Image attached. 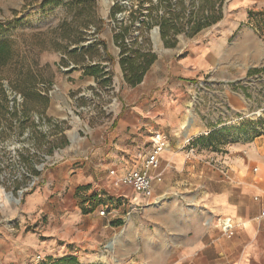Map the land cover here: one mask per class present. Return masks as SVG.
<instances>
[{
    "label": "crops",
    "instance_id": "crops-1",
    "mask_svg": "<svg viewBox=\"0 0 264 264\" xmlns=\"http://www.w3.org/2000/svg\"><path fill=\"white\" fill-rule=\"evenodd\" d=\"M261 8L264 0H227L217 35L209 30V39L157 57L112 117L86 130L24 196L17 211L43 223L0 233V264H38L37 256L43 264H264V134L220 153L185 142L211 125L185 113L198 94L192 80L211 70L218 84L238 78L233 65L255 60L259 48L251 12ZM115 72L124 83L119 63ZM225 95L234 102L230 88ZM155 132L165 142L153 172L161 180L142 199L114 185L110 171L120 177L135 168Z\"/></svg>",
    "mask_w": 264,
    "mask_h": 264
},
{
    "label": "rangeland",
    "instance_id": "rangeland-1",
    "mask_svg": "<svg viewBox=\"0 0 264 264\" xmlns=\"http://www.w3.org/2000/svg\"><path fill=\"white\" fill-rule=\"evenodd\" d=\"M181 1L183 8L177 9L179 20L176 23L181 31L174 37L176 46L205 41L209 39L205 38L209 30L217 35V22L192 36L187 26L197 15L215 11L223 14L227 0ZM158 2L0 0V42L13 41L25 54L31 50L37 52L45 79L42 88H48L49 98L44 117L35 112L26 115L20 106L23 98L4 82L8 107L0 111V233H15L20 226L25 231L40 229L42 217L32 221L17 211L24 196L38 186L47 170L72 155L71 145H77L86 130L112 117L120 95L130 88L123 73L125 85L116 76L115 66L121 58L116 37L124 36L131 57L142 43V48H151L157 57H168L166 52L171 48L163 45L157 25L160 20L157 15L168 11L167 2ZM253 15L259 36L255 60L233 65V73H237L238 78L232 84H218L213 70L202 74L200 81L191 82L198 94L195 102L186 100L185 113L192 119L198 117L211 124L202 128L192 142L185 141L199 151L224 152L231 144L264 134V8L251 12ZM87 67L103 72L91 75L86 73ZM165 85H160L158 90ZM228 88L235 93L234 102L227 100L225 90ZM14 101L18 113L10 117ZM231 105L235 107L233 111ZM192 129L190 127L189 131ZM148 145L146 143L144 149ZM110 173L114 185L123 184L119 181L123 175L115 176L114 170ZM32 180H36L35 185L22 191ZM133 208L129 206L128 213Z\"/></svg>",
    "mask_w": 264,
    "mask_h": 264
},
{
    "label": "trees",
    "instance_id": "trees-1",
    "mask_svg": "<svg viewBox=\"0 0 264 264\" xmlns=\"http://www.w3.org/2000/svg\"><path fill=\"white\" fill-rule=\"evenodd\" d=\"M163 0H159L158 4H162ZM167 2L166 8L168 11H163L158 14L160 20L157 25L159 26L160 37L163 45L166 48H173L176 46V39L174 38L181 29L177 28L176 23L179 20V12L177 9L183 8L181 0H165ZM113 15V12H111ZM192 13L190 14V18ZM223 17L220 11L214 13L200 14L193 18L187 26V31L190 36L198 33L203 28L218 22ZM119 41L121 48L119 64L122 69L124 81L133 87L143 80L144 75L150 66L157 59V55L151 51V48H142V44L138 50L134 51L136 55L131 57L128 52V44L124 42V36L119 35L116 37ZM64 49H67L64 46ZM88 74H96L103 72L96 67L88 68L85 70ZM6 82L9 89L23 98L20 104L21 110L27 115L29 112H35L40 117H44L46 108L48 107L49 98L48 88L44 86L45 79L39 68L37 61V52L33 50L28 51L27 54L20 51L15 42H0V111L3 107L7 109V88L4 86ZM13 104V109L9 111L10 117L17 115V106ZM50 152V150H48ZM50 264V263H49Z\"/></svg>",
    "mask_w": 264,
    "mask_h": 264
},
{
    "label": "built area",
    "instance_id": "built-area-1",
    "mask_svg": "<svg viewBox=\"0 0 264 264\" xmlns=\"http://www.w3.org/2000/svg\"><path fill=\"white\" fill-rule=\"evenodd\" d=\"M165 147L163 136L159 132H155L150 137V148L143 154L141 162L136 169L126 172L119 181L123 184L129 185L134 191L141 195L142 199H148L152 195V182L154 180L160 181L161 174H153L154 170L159 166V154ZM189 153H193L192 148L189 149ZM36 180H32L26 188L27 190L35 185ZM101 214L104 211L100 212ZM223 229H229V220L226 219L222 225ZM43 259L40 256L36 257L38 264L42 263Z\"/></svg>",
    "mask_w": 264,
    "mask_h": 264
},
{
    "label": "water",
    "instance_id": "water-1",
    "mask_svg": "<svg viewBox=\"0 0 264 264\" xmlns=\"http://www.w3.org/2000/svg\"><path fill=\"white\" fill-rule=\"evenodd\" d=\"M190 121H191V120H188V122H187V124H186L187 127L189 126Z\"/></svg>",
    "mask_w": 264,
    "mask_h": 264
}]
</instances>
